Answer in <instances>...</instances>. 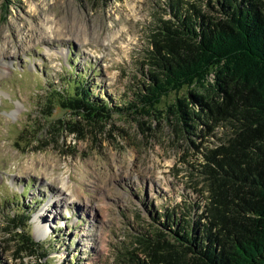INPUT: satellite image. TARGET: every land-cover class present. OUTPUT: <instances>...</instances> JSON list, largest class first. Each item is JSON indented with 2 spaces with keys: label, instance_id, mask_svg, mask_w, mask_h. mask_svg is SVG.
Segmentation results:
<instances>
[{
  "label": "rangeland",
  "instance_id": "obj_1",
  "mask_svg": "<svg viewBox=\"0 0 264 264\" xmlns=\"http://www.w3.org/2000/svg\"><path fill=\"white\" fill-rule=\"evenodd\" d=\"M163 7L164 0H0V264H117L116 247L148 230L151 215L204 201L194 147L162 120L131 107L102 131L54 137L56 118L77 117L59 107L43 113L48 92L73 73L98 97L136 104ZM172 101L173 94L164 104ZM33 129L39 137L29 146ZM25 211L30 236L45 248L41 261L16 253L8 221Z\"/></svg>",
  "mask_w": 264,
  "mask_h": 264
},
{
  "label": "trees",
  "instance_id": "obj_2",
  "mask_svg": "<svg viewBox=\"0 0 264 264\" xmlns=\"http://www.w3.org/2000/svg\"><path fill=\"white\" fill-rule=\"evenodd\" d=\"M153 26L136 104L98 97L73 73L48 92L43 113L59 107L77 118H56L49 133L82 138L134 107L194 147L204 201L151 215L148 230L116 247L117 264H264V0H164ZM26 131L29 146L38 141L37 129ZM30 215L8 222L19 229L16 253L41 261L45 248L27 230Z\"/></svg>",
  "mask_w": 264,
  "mask_h": 264
},
{
  "label": "bare ground",
  "instance_id": "obj_3",
  "mask_svg": "<svg viewBox=\"0 0 264 264\" xmlns=\"http://www.w3.org/2000/svg\"><path fill=\"white\" fill-rule=\"evenodd\" d=\"M38 232H39L40 234L44 233V228L41 227V226H39V227H38ZM37 234H38V233H37ZM36 238L39 239L40 237L36 235Z\"/></svg>",
  "mask_w": 264,
  "mask_h": 264
}]
</instances>
